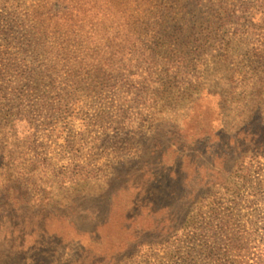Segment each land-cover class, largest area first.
Here are the masks:
<instances>
[{
  "label": "rangeland",
  "instance_id": "obj_1",
  "mask_svg": "<svg viewBox=\"0 0 264 264\" xmlns=\"http://www.w3.org/2000/svg\"><path fill=\"white\" fill-rule=\"evenodd\" d=\"M36 3L30 86L0 9V264H179L201 232L213 264H264V0L135 3L160 19L132 37L138 75L68 82L81 48Z\"/></svg>",
  "mask_w": 264,
  "mask_h": 264
},
{
  "label": "trees",
  "instance_id": "obj_2",
  "mask_svg": "<svg viewBox=\"0 0 264 264\" xmlns=\"http://www.w3.org/2000/svg\"><path fill=\"white\" fill-rule=\"evenodd\" d=\"M39 1L43 0H0L2 14L10 15V22L17 23L20 27V31L10 34L12 35V41L18 42L20 36H24L26 39L27 49L24 53L35 48V31L39 29L36 20L37 5L39 3L36 2ZM141 1L151 6L158 4V0H45L49 7L51 6L49 8L51 12L55 13V20L57 15L64 17L65 45L70 44L72 40L73 43L75 42L81 48L72 56L65 51V54L69 57V60L67 59L65 62L67 75L65 82L71 81L70 77L75 78L77 76L75 75L76 68L78 69V74H81L83 67H85L83 72L84 79L91 75L98 76L100 74L106 75L105 79H109L112 74L115 80L120 81L121 79H130L134 73L138 75L140 64L138 60H135L136 54L133 51L135 44L132 37L136 33L145 32L150 27L160 25V19L158 20L155 15L152 18L148 15L136 18L127 16V9ZM86 2L89 4L88 7H85L84 3ZM160 5L162 4H158V6ZM99 12L103 16H100ZM66 35L70 37L69 41L66 40ZM5 40L7 46L13 43L9 38H5ZM65 49H67L66 46ZM98 49L101 51L100 55L95 53L98 52ZM7 52L10 54L6 57L7 64L16 72L18 77L20 76V82L30 86L34 76L32 75L34 74V68L30 62L31 53ZM71 58L73 60H70ZM19 62H21V65ZM21 66H25L26 69L19 71L18 68ZM21 194L24 197L26 196L25 192ZM21 201L25 202L24 198ZM200 217L197 215L186 228L190 227V230L194 228V232H197L200 226L197 224L201 220ZM200 235L197 236L194 233L189 239L187 236L183 239V242L179 241L177 246L173 245L179 257V264L181 262L192 264L195 258L200 259L204 255V259L208 258L204 264H213L216 259L215 250L218 247L213 242H210L211 240H208L209 237H204L205 233L201 232ZM229 240L230 242H226L227 248H230L229 244L232 242L231 238ZM209 258L212 262H209ZM230 261V264H241L240 260L234 258ZM242 264L246 263L242 262Z\"/></svg>",
  "mask_w": 264,
  "mask_h": 264
}]
</instances>
